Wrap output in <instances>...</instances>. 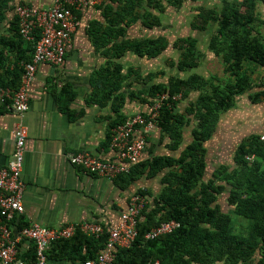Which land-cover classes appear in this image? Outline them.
<instances>
[{
  "label": "trees",
  "instance_id": "1",
  "mask_svg": "<svg viewBox=\"0 0 264 264\" xmlns=\"http://www.w3.org/2000/svg\"><path fill=\"white\" fill-rule=\"evenodd\" d=\"M10 0H0V24L6 19ZM186 0H102L103 20H90L87 35L104 63L89 76L90 89L85 104L109 105L115 115L109 116L112 128L125 120L122 112L128 101L154 105L161 99L155 126L161 139L169 141L165 147L171 154H158L141 159L127 172L112 180L121 189L127 188L141 177L160 176V189L138 187L136 194L147 198L136 225L137 234L127 247L117 246L113 259L107 264H264V141L258 134H250L238 143L233 153L234 167L226 164L206 173V141L215 130L219 116L235 105L236 97L253 87L252 68H264V32L258 28V4L264 0H219L218 6L199 5L190 22L192 29L211 32L207 48L220 58L227 79L204 77L198 73L187 76L171 75L166 81H153L157 72L142 73L137 65L125 66L127 55L156 58L169 42L163 35L130 36L129 28L140 23L143 28L161 26L160 14L168 6L179 8ZM39 34L35 35V39ZM33 42L19 33L18 19L14 16L9 26L0 31V87L17 90L23 66L32 58ZM198 39L192 35L177 37L172 42L178 57L170 64L179 71L199 65L201 51ZM198 92L183 111H177L178 102ZM264 91L249 94L257 102ZM75 92L63 86L55 94L58 107L70 120L83 115L69 104ZM178 98H173V97ZM149 110V109H148ZM147 110V111H148ZM147 111H139L146 114ZM137 112V111H136ZM192 122L189 142L184 141L185 127ZM109 137V138H110ZM147 140V139H146ZM110 142V141H109ZM228 189L227 203L231 212H225L216 202ZM231 213L248 220L243 234L236 232ZM13 223L17 227L28 225L21 218ZM175 220L179 226L172 232L146 238L145 234L161 222ZM108 239V231L98 236L84 233L77 227L71 237L52 241L47 259L71 262L96 259ZM33 258L34 248L31 244Z\"/></svg>",
  "mask_w": 264,
  "mask_h": 264
},
{
  "label": "crops",
  "instance_id": "2",
  "mask_svg": "<svg viewBox=\"0 0 264 264\" xmlns=\"http://www.w3.org/2000/svg\"><path fill=\"white\" fill-rule=\"evenodd\" d=\"M101 1L76 11L80 24L67 44L64 62L61 65L48 62L38 64L29 86V108L27 111L19 116L0 105V167L6 164L13 151L14 131L17 123L21 121L27 130L21 173L25 183L22 198L24 210L17 217L21 218L24 223L37 222L44 226L58 228L68 223L78 226L86 222H96L111 228L118 223L120 213L126 207L130 196L135 193L139 186L145 185L143 181L150 182L151 179H155L148 184V189H151L153 193L161 187L160 176L163 173L152 178L143 176L127 188L121 189L115 185L113 180L89 173L84 168L71 164L68 160L70 153L81 150L102 159H111L116 156L115 151L109 146V116L115 114L111 112L109 105L85 104V97L90 89V73L105 61L94 49L86 32L90 20H103L100 8ZM19 4L46 8L50 6L51 0H10L6 19L0 24V31H4L9 26V21L16 16L15 8ZM165 12L160 14L161 25ZM136 25L143 28L140 23L133 26ZM133 26L129 28L128 35L133 30ZM161 35L168 40L166 35ZM187 35L196 37L193 33ZM172 42H169L171 48H173ZM207 54L216 57L211 51H208ZM198 66L191 68L196 69L195 72H191V69L187 71L191 74L198 73L204 77L212 76L198 72ZM251 66L253 68L256 66L257 70L264 69L262 66L253 64ZM63 86H69L75 92L69 106L75 111L84 110L83 115L76 120H70L67 113L58 107L55 94ZM257 88L255 92H250L251 89L248 91L246 103L240 104L238 97L247 92L237 96L235 105L221 114L215 130L205 143L206 161L211 152L215 158L220 157L226 150L228 142L235 138L237 139L234 144L236 148L238 143L248 135L253 133L259 135L264 131V108H262L264 96L260 95L257 102L251 101L249 97V94L264 91V81H259ZM148 109L149 105L147 104L128 101L122 112L128 116L136 111L145 112ZM251 122L254 124L249 125ZM236 126L237 129L238 126L240 128L245 126L244 128L249 132L247 131V134L238 139L237 136H234L236 133H232L235 132L233 129ZM146 139L147 145L143 150L141 159L158 154L174 156L178 154V152L170 151L165 147L169 139L167 137L161 139L156 126L146 135ZM188 142L184 144L186 145ZM218 167H213L210 174ZM232 168L230 167V170ZM15 221L18 220L15 219ZM14 227L16 228L17 225L14 224ZM31 244L32 242L26 239L19 243L18 259L30 260L32 255ZM49 264H83V262L49 259ZM251 264H255V260Z\"/></svg>",
  "mask_w": 264,
  "mask_h": 264
},
{
  "label": "built area",
  "instance_id": "3",
  "mask_svg": "<svg viewBox=\"0 0 264 264\" xmlns=\"http://www.w3.org/2000/svg\"><path fill=\"white\" fill-rule=\"evenodd\" d=\"M99 1L101 0H51L50 6L46 8L26 4L16 6L15 15L20 35L27 41H34L32 58L28 62H21L23 73L17 90L0 87V105L19 116L27 111L29 86L38 64L48 62L61 65L64 62L67 44L80 24L76 11ZM37 33L39 37L35 39ZM165 96L160 95L146 114L134 112L112 128L109 146L116 153L114 158L102 159L81 150L70 153L69 162L110 180L120 173L127 172L132 165L140 161L147 145L146 135L156 125L158 107ZM26 135V127L19 121L14 131L11 156L6 164L0 167V264H48L47 251L52 241L71 237L77 227L84 233L95 236L102 233L104 228L107 229L108 239L104 248L96 259L86 260L83 264L109 263L117 246L127 247L134 240L140 211L147 202L146 196L133 193L121 211L118 223L111 228L96 222H86L78 226L68 223L58 228L33 222L15 228L13 222L24 210L22 198L25 183L21 173ZM259 139L264 141V131L259 134ZM178 226L179 222L175 220L164 221L151 228L145 237L155 238L172 232ZM25 239L33 243L34 254L30 260L17 258L19 243ZM154 264L159 262L155 261Z\"/></svg>",
  "mask_w": 264,
  "mask_h": 264
},
{
  "label": "rangeland",
  "instance_id": "4",
  "mask_svg": "<svg viewBox=\"0 0 264 264\" xmlns=\"http://www.w3.org/2000/svg\"><path fill=\"white\" fill-rule=\"evenodd\" d=\"M218 4H219V0H186L181 5V7L178 9L177 8L175 9L171 6L168 7V9L163 15V21H162L161 26L154 27L152 29H143L136 25V26H133V30L130 31L129 34L132 36H136V37L155 36L158 34L160 35L164 34L168 37V41L172 42L177 37H181L189 33H193L198 39L197 47L201 51V59L199 62V66L197 68L198 72H200L201 74H205L207 76L211 74L220 79H227L228 74L224 71V66L221 60L218 57L216 58L214 56L213 57L208 56L210 54H207L209 51L207 48L208 39H209L211 32L215 28L216 24L213 23L209 25V27L205 31L193 30L189 26L190 21L194 18L196 14V8L199 5H202L205 7H212V6H218ZM258 10L260 12V19H261V21L258 22V28L262 32H264V5L258 4ZM177 53L178 52L176 51V49L171 48V45H169L168 48L155 59L137 58L135 56H132L131 54H127L122 59V62H124L125 65H127L126 63H129V62L133 63L134 65H137L140 68L142 73H146L148 71L157 72V76L153 79V81H166L167 78L171 75L184 77L190 73L189 71H179L175 66L170 64L171 61L173 62L177 59L178 57ZM249 66L252 68L251 77H252V83H253V88L250 90V92H255L258 89L257 85L259 84V81L260 82L264 81V69L257 70L256 66L254 68L253 66H251V64ZM195 71L196 69H191V72H195ZM248 91L247 93L238 97V101L240 104L246 103ZM196 95H197V92H194V91L190 92L186 99L178 102L176 110L183 111L184 107L187 105V102L190 99L194 100ZM262 108H264V105H262ZM218 122L219 121H217V124ZM252 124L254 123L251 122L249 125H252ZM192 125L193 124L191 122L189 125L185 127L184 141L181 147L185 145L184 143L189 141L190 139L189 131ZM244 127L245 126L240 128V126H238V129H237V126H236L233 129V131L235 132H232L234 134L236 133V135L234 136H237V138L239 139L243 135L247 134L248 130L245 129ZM236 140L237 139L235 138L233 141L228 142L226 150L224 151V153H222L220 157L215 158L212 152H211V155L209 154L207 156L206 173L204 175V179L210 176V171L213 167H218L220 164H226L230 167H234L233 152L235 149L234 144ZM160 145L163 146L162 144ZM153 180L151 179L150 182L145 180L143 181L145 185H141L139 187L149 188L148 184H150ZM155 185H157V183H155ZM227 194H228V189H226L223 193H221L218 196L216 202L220 205V208L223 211L231 212L232 208L227 203ZM231 217H232L233 224L235 225L236 232L243 234L245 232L246 225L248 224V220L242 218L239 215L233 214V213H231Z\"/></svg>",
  "mask_w": 264,
  "mask_h": 264
}]
</instances>
